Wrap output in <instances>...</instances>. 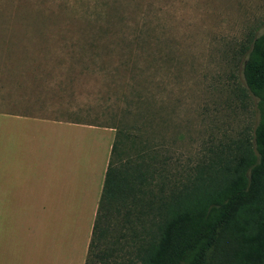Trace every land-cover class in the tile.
I'll return each instance as SVG.
<instances>
[{
  "label": "rangeland",
  "instance_id": "1",
  "mask_svg": "<svg viewBox=\"0 0 264 264\" xmlns=\"http://www.w3.org/2000/svg\"><path fill=\"white\" fill-rule=\"evenodd\" d=\"M263 31L264 0H0V112L111 129V145L126 124L167 159V191L208 149L252 132L243 65ZM88 132L90 203L107 148ZM80 205L70 213L87 219Z\"/></svg>",
  "mask_w": 264,
  "mask_h": 264
},
{
  "label": "trees",
  "instance_id": "2",
  "mask_svg": "<svg viewBox=\"0 0 264 264\" xmlns=\"http://www.w3.org/2000/svg\"><path fill=\"white\" fill-rule=\"evenodd\" d=\"M243 78L257 99L252 132L208 149L167 191L157 181L167 159L115 127L86 264H264V31Z\"/></svg>",
  "mask_w": 264,
  "mask_h": 264
},
{
  "label": "crops",
  "instance_id": "3",
  "mask_svg": "<svg viewBox=\"0 0 264 264\" xmlns=\"http://www.w3.org/2000/svg\"><path fill=\"white\" fill-rule=\"evenodd\" d=\"M105 130L0 112V264H86L96 215L92 206L102 190L94 189L91 204L85 198L92 193L84 187L93 171L83 167L82 144L88 146V131H100L98 139L90 136L99 148L106 137V161L99 166L105 179L114 136ZM93 144L88 163L97 157ZM76 204L86 209L87 219L70 213Z\"/></svg>",
  "mask_w": 264,
  "mask_h": 264
},
{
  "label": "clouds",
  "instance_id": "4",
  "mask_svg": "<svg viewBox=\"0 0 264 264\" xmlns=\"http://www.w3.org/2000/svg\"><path fill=\"white\" fill-rule=\"evenodd\" d=\"M81 162H82V163H86V159L82 160Z\"/></svg>",
  "mask_w": 264,
  "mask_h": 264
}]
</instances>
